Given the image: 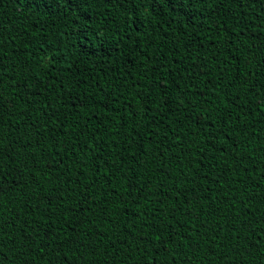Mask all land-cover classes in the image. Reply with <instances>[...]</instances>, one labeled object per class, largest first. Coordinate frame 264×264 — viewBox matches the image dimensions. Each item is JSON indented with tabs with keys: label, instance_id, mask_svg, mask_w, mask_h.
Wrapping results in <instances>:
<instances>
[{
	"label": "trees",
	"instance_id": "1",
	"mask_svg": "<svg viewBox=\"0 0 264 264\" xmlns=\"http://www.w3.org/2000/svg\"><path fill=\"white\" fill-rule=\"evenodd\" d=\"M83 9L0 0V264H264V0Z\"/></svg>",
	"mask_w": 264,
	"mask_h": 264
},
{
	"label": "snow or ice",
	"instance_id": "2",
	"mask_svg": "<svg viewBox=\"0 0 264 264\" xmlns=\"http://www.w3.org/2000/svg\"><path fill=\"white\" fill-rule=\"evenodd\" d=\"M55 3L57 6H59L61 4V2H63L64 5H66V10L67 9H72V8H80L82 10L83 9V5L87 3V0H48V3ZM155 3H159L160 0H154ZM166 3H172L173 5H177L179 4L180 6H184V7H189L192 3V0H165ZM134 23V22H133ZM129 27L133 26L132 23H130L128 25Z\"/></svg>",
	"mask_w": 264,
	"mask_h": 264
}]
</instances>
